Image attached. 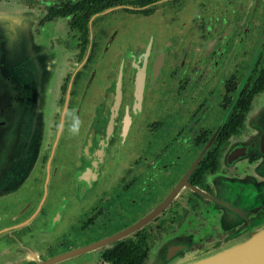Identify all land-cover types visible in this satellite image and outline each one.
<instances>
[{"label": "flooded vegetation", "instance_id": "obj_1", "mask_svg": "<svg viewBox=\"0 0 264 264\" xmlns=\"http://www.w3.org/2000/svg\"><path fill=\"white\" fill-rule=\"evenodd\" d=\"M0 5L55 22L61 62L37 168L0 202V264H146L264 215V0Z\"/></svg>", "mask_w": 264, "mask_h": 264}, {"label": "water", "instance_id": "obj_2", "mask_svg": "<svg viewBox=\"0 0 264 264\" xmlns=\"http://www.w3.org/2000/svg\"><path fill=\"white\" fill-rule=\"evenodd\" d=\"M20 15L0 13V47L8 42V49L20 55L19 62L9 61L10 70L4 71L0 49V201L31 179L42 154L56 89L48 63L34 56L32 26ZM255 222L219 248L176 264H264V215Z\"/></svg>", "mask_w": 264, "mask_h": 264}, {"label": "rangeland", "instance_id": "obj_3", "mask_svg": "<svg viewBox=\"0 0 264 264\" xmlns=\"http://www.w3.org/2000/svg\"><path fill=\"white\" fill-rule=\"evenodd\" d=\"M0 13L7 15V16H15V14H21L20 17L27 22L28 26L31 25L32 26V38H33V43H32V47L34 50V56L35 58H42V60L46 63H48V67L50 68L51 73L54 71H57V67L58 65L61 63L60 62V58H59V53H58V48L55 46L54 42L52 41L53 36H55V34L58 31V25H56L55 22H53L52 24H50L49 26H44L43 28H40V30L38 32H36L35 30V23H36V15L35 13H37V11L31 12V11H27V10H20L17 8H9L6 5H0ZM19 37V36H18ZM8 42H4L0 49H2V53H1V61L3 63V69L4 71L10 70V64L9 61H14L15 63L19 62L20 60V55L18 54V51L16 50L15 52H11L8 48ZM18 60V61H17ZM45 65V64H44ZM46 66V65H45ZM47 74V73H46ZM50 76V74H47ZM58 80V77L54 78V85L56 84ZM56 90V89H55ZM54 98H55V92L53 95V98L51 100V107H50V114H49V120H48V125L50 122V118H51V113H52V106L54 104ZM47 125V126H48ZM106 128V122H104L102 128ZM48 127H47V131L45 133L46 138H45V143L42 146V150L41 152L44 151L45 148V144L47 141V135H48ZM90 161V159H87ZM39 163V159L36 162V167ZM99 164H101V162L99 161ZM244 180V179H242ZM30 181V180H29ZM29 183V182H28ZM2 200L0 202L6 201ZM259 202H261L260 200L256 201L257 204H259ZM237 221V220H236ZM236 226H237V231L235 233V236H232L231 238H228V240L225 242L227 243L230 240H233L235 238H237V236H239V232L244 233L247 232L250 228H253L254 225L256 224L255 221L253 222H249V223H245L244 221H237L235 222ZM171 238H165L163 239L152 251L151 255L148 258V261L146 264H176L180 259L183 258H190L193 257L195 255H200L201 253H205L204 251L200 250V251H191V252H186L183 256H177L176 254L172 255L171 257H169L167 259L166 254L167 253V248L169 243L171 242ZM224 243V244H225ZM223 245V244H222ZM220 245V246H222ZM218 247H213V245H210L207 249V252L210 249H217Z\"/></svg>", "mask_w": 264, "mask_h": 264}, {"label": "clouds", "instance_id": "obj_4", "mask_svg": "<svg viewBox=\"0 0 264 264\" xmlns=\"http://www.w3.org/2000/svg\"><path fill=\"white\" fill-rule=\"evenodd\" d=\"M80 127H81V120L79 119V117H75L72 125L69 128V132L72 135H78L79 131H80Z\"/></svg>", "mask_w": 264, "mask_h": 264}]
</instances>
